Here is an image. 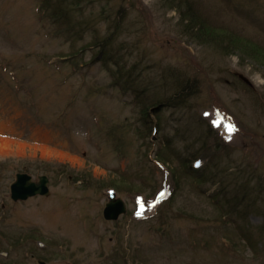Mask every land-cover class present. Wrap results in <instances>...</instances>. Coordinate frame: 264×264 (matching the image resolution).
<instances>
[{"label": "rangeland", "instance_id": "374dc122", "mask_svg": "<svg viewBox=\"0 0 264 264\" xmlns=\"http://www.w3.org/2000/svg\"><path fill=\"white\" fill-rule=\"evenodd\" d=\"M191 1L212 27L194 38L168 0H85L64 22L52 0H0V263L264 264L261 217L226 216L206 197L216 187L158 162L141 120L164 75L195 78L191 109L175 113L191 129L174 135L178 153L196 112L264 178V0ZM116 26L119 70L95 45ZM214 28L257 61L220 48ZM17 172L46 175L50 194L13 201ZM110 192L126 205L115 222L102 217Z\"/></svg>", "mask_w": 264, "mask_h": 264}, {"label": "trees", "instance_id": "16d2710c", "mask_svg": "<svg viewBox=\"0 0 264 264\" xmlns=\"http://www.w3.org/2000/svg\"><path fill=\"white\" fill-rule=\"evenodd\" d=\"M52 1V3H49V7L53 10L55 19L58 18V21H63V18L70 14L69 11L72 7L75 8L73 10H81L82 7H79V5L85 0ZM167 4L168 9L176 12L179 21L184 24L183 26H186L187 30L185 33L190 37L194 38L192 33L201 31L204 27L212 28L200 17L196 11L198 8L194 6L191 0H168ZM116 28L117 26L114 29L109 28L112 30L111 34L107 33L102 41L95 45L100 44L101 50L105 51V54L102 55V60L105 63L115 65L119 70L120 64L118 61L113 63L115 59H110L109 55L111 46L114 44L113 41L117 38ZM214 29V31L220 30L217 28ZM218 32L222 33L220 41L217 42L220 48L223 46L222 49L226 52L228 51L227 53H234L240 57H246V59L254 58V61H257L256 52L242 41H239L241 39H239L237 34L228 30ZM95 40H98V38L95 37ZM119 46L117 45V48ZM120 69H123V67H120ZM132 69L125 75L134 79L136 73ZM113 72L118 71L114 69ZM159 86L164 90L165 94L151 97L148 103H145L141 107L140 112L144 126L148 127L146 134L150 135L155 129L162 141H158V147L161 146L163 149L160 148L156 151L155 157L157 160L169 166L180 165V167H184L185 173L198 183V189L203 185H206L207 190H210L211 187H216L206 197L212 198L213 202L215 201L214 204L226 216L233 215L237 218L245 219L249 215H255L261 217L263 223L264 182L262 180L264 178L261 176L262 172L257 167L251 165L245 168L241 163H234L226 143L222 141L212 124L196 112L194 113V121L191 123L193 126L192 135L184 138L183 145L185 146L186 153L182 155L174 150V137L171 138L168 135L169 133L165 134L169 126L170 130H174L175 136L179 135V133L181 135H187V132H191V129H189L190 125H186L187 120L185 119L183 121L182 117H176L175 113L181 108L191 109L189 101L199 94L197 80L176 72L175 75L167 73L163 76L162 84H159ZM163 109L173 110L175 117L171 115L169 119L167 115H161ZM153 112L156 114L154 115ZM150 113L151 116H149ZM152 116L154 120L150 119ZM163 121L165 122L163 123ZM183 125H186L189 130L184 129V134L180 131ZM164 148L168 153L164 151ZM197 160L201 161L202 166L193 168L192 164ZM248 171L251 172V176H255L251 182L248 180L250 175H246ZM251 183L255 184L252 185Z\"/></svg>", "mask_w": 264, "mask_h": 264}, {"label": "water", "instance_id": "95a60500", "mask_svg": "<svg viewBox=\"0 0 264 264\" xmlns=\"http://www.w3.org/2000/svg\"><path fill=\"white\" fill-rule=\"evenodd\" d=\"M47 178L39 177L38 182H32L28 175H17L15 182L10 187L11 197L14 200L25 199L35 194L48 195L46 187ZM126 208L122 199L117 198L114 192L109 194L108 202L103 209V217L108 220H115L120 214L125 213Z\"/></svg>", "mask_w": 264, "mask_h": 264}, {"label": "snow or ice", "instance_id": "6c2138e0", "mask_svg": "<svg viewBox=\"0 0 264 264\" xmlns=\"http://www.w3.org/2000/svg\"><path fill=\"white\" fill-rule=\"evenodd\" d=\"M231 130H232V131H234V130H235V127H234V126H232ZM137 214L139 215L140 213H137Z\"/></svg>", "mask_w": 264, "mask_h": 264}]
</instances>
